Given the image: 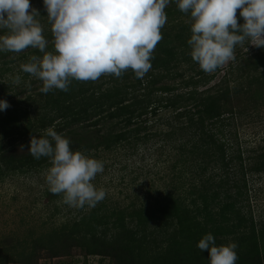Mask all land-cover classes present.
I'll list each match as a JSON object with an SVG mask.
<instances>
[{
    "label": "trees",
    "instance_id": "obj_1",
    "mask_svg": "<svg viewBox=\"0 0 264 264\" xmlns=\"http://www.w3.org/2000/svg\"><path fill=\"white\" fill-rule=\"evenodd\" d=\"M30 3L46 15L42 0ZM165 12L163 38L143 78L128 70L120 77L72 80L67 91L45 94L40 91L42 81L22 68H0L21 76L19 84L0 86V98L10 104L0 112V179L50 164L27 149L30 137L43 136L49 127L67 137L72 149L86 154L135 149L152 139L162 142L160 147L168 145L174 151L172 177L177 179L153 201L104 212L92 208L28 242L4 236L0 264H40L42 259L69 256L75 249L96 256L98 264H208L207 252L197 247L207 233L218 245L237 244L236 264H264V225L257 227L241 206L248 190L246 173L264 174V146L243 155L239 149L230 151L225 140L226 119L264 104V48L245 56L240 80L204 88L220 68L205 73L191 59L189 14L174 2ZM37 19L51 41L47 17ZM237 19H243L239 10ZM33 54L40 53L31 48L2 52L0 60L3 65L15 60L24 64ZM185 172L191 181H186ZM44 194L47 200L59 196L48 187ZM18 244L22 245L16 249Z\"/></svg>",
    "mask_w": 264,
    "mask_h": 264
},
{
    "label": "clouds",
    "instance_id": "obj_2",
    "mask_svg": "<svg viewBox=\"0 0 264 264\" xmlns=\"http://www.w3.org/2000/svg\"><path fill=\"white\" fill-rule=\"evenodd\" d=\"M173 2L189 14V54L205 73L234 60L237 46L264 48V0H42L46 15L30 0H0V53L38 50L40 54L31 55L21 68L42 81L40 91L45 94L67 91L72 80L120 77L128 70L143 78L163 38L165 9ZM39 16L47 17L51 41ZM14 81L19 84L21 76ZM9 107L0 98V112ZM27 149L36 159H49L46 183L52 194L62 195L64 204L93 208L105 199V190L92 183L104 171L103 162L72 149L69 139L53 127L39 138L32 135ZM197 247L207 252L208 264H236L238 259L235 242L218 245L211 233L203 235Z\"/></svg>",
    "mask_w": 264,
    "mask_h": 264
},
{
    "label": "rangeland",
    "instance_id": "obj_3",
    "mask_svg": "<svg viewBox=\"0 0 264 264\" xmlns=\"http://www.w3.org/2000/svg\"><path fill=\"white\" fill-rule=\"evenodd\" d=\"M255 50L256 47L251 45H248L247 49L242 45L237 46L235 59L221 66L204 88L220 82H233L244 67L245 56ZM238 51L240 56L237 55ZM22 65L20 60L6 65L0 60V68L3 69L10 67L18 71ZM1 71L3 70L0 69V74ZM4 82L11 87L16 85L9 70L0 75V86ZM158 120L161 124L164 118ZM225 122L229 123L225 130V140L230 146V151L239 149L243 155H247L264 146V104L255 109L248 107L245 112L229 117ZM161 143H155L152 139L144 145L136 146L135 149L121 147L115 151L99 150L96 153H88L104 164V171L97 174L92 183L97 188H103L106 197L93 208L99 207L98 212L110 211L112 208L128 206L131 202L138 205L142 201H153L155 196L166 193L171 188V179H174L172 169L176 157L168 145L160 147ZM49 167L50 164L27 172H14L0 179V240L4 236H13L15 242H28L40 232L71 221L92 209L87 206L70 207L63 203L62 195L51 200L45 199L44 191L48 187L46 173ZM216 167L217 165L214 170L220 173ZM177 169L179 167H175V170ZM230 172V178H233L232 171ZM184 176L187 182L191 181L189 172H185ZM245 178L248 190L241 206L246 216H251L256 226L260 227L264 225V174L246 173ZM176 180L173 181L176 183ZM21 245H16V249ZM98 263L96 256H85L79 249H75L69 256L40 261V264Z\"/></svg>",
    "mask_w": 264,
    "mask_h": 264
}]
</instances>
